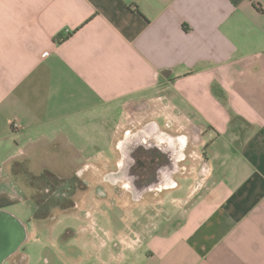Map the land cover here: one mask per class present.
<instances>
[{
	"label": "crops",
	"instance_id": "0c3cea01",
	"mask_svg": "<svg viewBox=\"0 0 264 264\" xmlns=\"http://www.w3.org/2000/svg\"><path fill=\"white\" fill-rule=\"evenodd\" d=\"M25 159L97 190L92 264H264V0H0V212Z\"/></svg>",
	"mask_w": 264,
	"mask_h": 264
},
{
	"label": "rangeland",
	"instance_id": "374dc122",
	"mask_svg": "<svg viewBox=\"0 0 264 264\" xmlns=\"http://www.w3.org/2000/svg\"><path fill=\"white\" fill-rule=\"evenodd\" d=\"M60 159V156L54 157L53 164L59 165ZM73 159L77 162L82 160L79 157ZM23 191L25 200L17 202L7 211L25 225L28 236L10 261L15 264L25 261L27 264H92L97 261L94 247L106 238L104 234L110 228L109 222L97 212V207L92 212L93 201L97 202L93 198L97 190L76 192L74 198L79 201V208L68 212L57 210L55 218L48 221L34 220L35 206L29 199L33 191L26 184ZM69 230L80 233L75 237ZM71 254L78 258H68Z\"/></svg>",
	"mask_w": 264,
	"mask_h": 264
},
{
	"label": "trees",
	"instance_id": "16d2710c",
	"mask_svg": "<svg viewBox=\"0 0 264 264\" xmlns=\"http://www.w3.org/2000/svg\"><path fill=\"white\" fill-rule=\"evenodd\" d=\"M29 165L28 159L15 161L12 175L33 191L29 199L35 206L34 220H53L57 210L67 212L76 207L74 196L78 189L84 188L79 179L75 176L62 178L48 169L33 174Z\"/></svg>",
	"mask_w": 264,
	"mask_h": 264
},
{
	"label": "water",
	"instance_id": "95a60500",
	"mask_svg": "<svg viewBox=\"0 0 264 264\" xmlns=\"http://www.w3.org/2000/svg\"><path fill=\"white\" fill-rule=\"evenodd\" d=\"M27 236L20 220L8 212H0V264L19 250Z\"/></svg>",
	"mask_w": 264,
	"mask_h": 264
},
{
	"label": "flooded vegetation",
	"instance_id": "af4514ba",
	"mask_svg": "<svg viewBox=\"0 0 264 264\" xmlns=\"http://www.w3.org/2000/svg\"><path fill=\"white\" fill-rule=\"evenodd\" d=\"M125 175L129 179L133 178L132 174H130V173H125ZM133 175H134V179L137 180V182L134 180H133V182H134V184H137V189H139L138 191H145V189L150 185L157 186L158 184H162L161 179L163 178V175L158 173V172H153L151 174L141 173V174H138V176H136V174H133ZM73 176H75L78 179V174H74ZM81 190H84V188L78 189L77 192L81 191ZM74 200H75V202H77L75 198H74ZM15 254L10 256L5 262H11L10 264H15V263H12V261H10V258H12ZM5 262H3L2 264H4Z\"/></svg>",
	"mask_w": 264,
	"mask_h": 264
},
{
	"label": "clouds",
	"instance_id": "9594fccd",
	"mask_svg": "<svg viewBox=\"0 0 264 264\" xmlns=\"http://www.w3.org/2000/svg\"><path fill=\"white\" fill-rule=\"evenodd\" d=\"M129 248H130L132 251L135 250V248H134L132 245H129Z\"/></svg>",
	"mask_w": 264,
	"mask_h": 264
}]
</instances>
